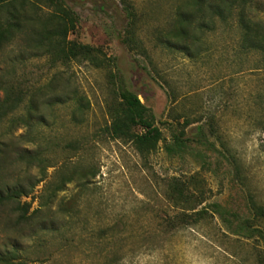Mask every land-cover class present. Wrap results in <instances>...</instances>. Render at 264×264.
<instances>
[{
  "label": "rangeland",
  "instance_id": "1",
  "mask_svg": "<svg viewBox=\"0 0 264 264\" xmlns=\"http://www.w3.org/2000/svg\"><path fill=\"white\" fill-rule=\"evenodd\" d=\"M56 1L17 0L30 21L11 46L0 50V101L3 87L19 88L24 115L31 96L40 92V114L48 127L39 126L34 134L50 166L34 195L21 200L31 204L28 223L10 207H0V256L18 253L15 264H264L260 244L231 236L218 217L172 233L166 226L181 212L168 200L175 178L198 180L205 200L199 210L216 203L242 214L250 197L264 207V69L260 56L241 51L236 22L218 23L188 57L164 41L179 28L176 15L186 0H59L79 17L69 39L100 48L116 61L120 79L153 113L165 142L185 121L192 124L189 138L202 127L210 142L192 144L198 155L182 158L168 155L163 142L143 159L132 144L108 134L111 110L121 103L108 70L77 63L58 70L45 58L17 62L15 56L55 11ZM133 9L136 39L146 56L134 54L124 42ZM250 14L264 22V0ZM66 89L89 102L79 124L72 121L73 104L52 105ZM27 132L10 130L9 119L0 121V140H10L16 150L25 147L19 138ZM74 142L83 148L67 149ZM16 150L1 166L7 171L3 182L10 185L25 169L11 167ZM84 174L88 179L52 197L63 178Z\"/></svg>",
  "mask_w": 264,
  "mask_h": 264
},
{
  "label": "trees",
  "instance_id": "2",
  "mask_svg": "<svg viewBox=\"0 0 264 264\" xmlns=\"http://www.w3.org/2000/svg\"><path fill=\"white\" fill-rule=\"evenodd\" d=\"M257 1L186 0L176 15L179 28L174 33L168 34L169 38L164 37L165 44L188 57H193L192 48L198 49L202 40L215 30L218 23L227 25L230 21H234L242 33L241 51L247 55L260 56L262 59L260 63L264 69V22L255 20L250 14ZM54 7L55 11L39 29L33 31L32 38L25 41V51L15 56L17 62L23 64L31 59L45 58L54 69L58 70L67 68L73 63L88 64L97 70H108L109 79L116 87L121 100L120 105L111 110L112 123L108 128V134L113 140L132 144L143 159H148L154 154L163 142L166 143L164 149L167 154L179 158L198 155L194 154L192 144L210 143L202 127L198 128V134L194 138L188 137L187 128L192 125L189 121H185L183 125L178 124L181 128L173 130L171 142H165L162 130L156 126L153 113L137 96L127 90L125 83L120 79L116 61L107 58L100 48L71 41L69 38L79 24V17L59 0L54 2ZM4 12L7 13V17L2 19L1 15ZM28 21L30 20L26 16L24 3L17 2V0H0V50L14 43L16 37L24 32V23ZM136 32L137 14L133 9V25H130L127 32L128 37L124 42L130 49H133L134 54L146 56V50L136 39ZM2 91L4 99L0 101V121L9 119L10 130L24 128L28 129V132L19 138L20 142L25 145L20 150H16L17 146L10 140L6 142L0 140V207H10L13 213L19 214L21 223H28L31 204L22 205L21 200L34 195L36 189L45 182L46 170L50 168L45 151L38 144L34 133L39 126L47 128L48 124L44 116L40 114V108L43 106L40 105L38 97L40 92L31 96L25 114L22 115L20 111L25 103L23 92L10 84L3 87ZM68 103L73 104L75 108L72 121L79 124L80 117H83L90 108L88 100L76 91H68L64 94L58 93L52 105ZM13 148L16 151H14L15 157L11 167L23 166L25 169L15 184L10 185L3 182L7 171L1 166L7 162L9 151ZM82 148L83 144L80 142L67 145V149L76 152ZM33 171H38V176H33ZM87 176L84 174V176L63 178L53 186L52 197L63 192L76 180L88 179ZM198 183L195 177L188 182L177 178L171 180L168 200L173 207L181 211L180 214L166 222L171 233L180 228L189 229L209 225L211 219L218 217L228 234L257 242L264 253V207L250 197L246 210L242 214L216 203L199 210L205 200ZM105 237H108V234L105 233ZM17 258L18 253H8L0 256V264H15Z\"/></svg>",
  "mask_w": 264,
  "mask_h": 264
}]
</instances>
